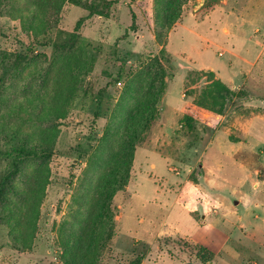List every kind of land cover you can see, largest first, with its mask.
Listing matches in <instances>:
<instances>
[{
  "label": "rangeland",
  "instance_id": "374dc122",
  "mask_svg": "<svg viewBox=\"0 0 264 264\" xmlns=\"http://www.w3.org/2000/svg\"><path fill=\"white\" fill-rule=\"evenodd\" d=\"M221 23L255 59L264 0H0V187L13 148L50 152L5 185L0 264H204L203 227L231 238L212 264H264V53L195 105Z\"/></svg>",
  "mask_w": 264,
  "mask_h": 264
},
{
  "label": "crops",
  "instance_id": "0c3cea01",
  "mask_svg": "<svg viewBox=\"0 0 264 264\" xmlns=\"http://www.w3.org/2000/svg\"><path fill=\"white\" fill-rule=\"evenodd\" d=\"M226 25L227 24H224V23L217 24L215 26L216 28L213 31L216 32L217 35L219 34V36L221 37L220 41H222L225 44V46L226 45L230 46V48L225 47L223 51L225 52V54L230 53L232 57H230L228 61L224 63L223 65H220L217 67H213V66H207L205 68L200 67V69L206 70V71H214L217 78L220 79L223 83H225L228 87H230L234 91V89L238 88L239 86V85H236L234 78L237 76L241 78V76H239L241 75L240 72L237 73L236 71L237 69L236 67H239L240 65H242L241 61L249 63V67L251 66L249 71H251L253 67L255 66L257 67L258 63L261 61L263 57L264 44L259 43L258 40L261 39L260 37L264 36V26L258 25L254 30L256 37H249L250 47L252 46L253 48H255V50L257 51V54L255 55V59L254 57H251V59H246L237 53V50L234 46L236 41L242 40L241 34L238 32L237 29H236V32L234 31V26L228 27ZM240 25L241 23L239 24V26ZM221 26L223 27L220 28ZM214 32L210 34L214 42L212 40H209V39L208 40L213 43H216L215 42L216 38L214 37L215 35L213 34ZM229 43H232V45H230ZM259 44L261 46H258ZM238 79H237V83H238ZM203 228L197 229V231L193 234L191 238L190 237H186V238H188L192 242L202 245L209 251L213 252L215 254V257H216V254H219V253H224V254L229 253V252H224V251L231 241L230 237H227L226 235L220 232L214 234L215 236H209L207 234H203ZM215 250L219 251V253H216ZM212 263L213 262L209 264H212ZM169 264H185V263H182L180 260H174V261H170Z\"/></svg>",
  "mask_w": 264,
  "mask_h": 264
},
{
  "label": "trees",
  "instance_id": "16d2710c",
  "mask_svg": "<svg viewBox=\"0 0 264 264\" xmlns=\"http://www.w3.org/2000/svg\"><path fill=\"white\" fill-rule=\"evenodd\" d=\"M206 76L211 80L210 87L207 88L205 91L202 92V95L200 98L195 100V105L199 108H202L204 110H207L209 112L215 113V114H222L224 112V108L226 106V103L230 100V97H232L234 94V91L229 88L225 83H223L221 80H215L214 79V73H206ZM158 92V91H157ZM156 97L152 99V103L148 105L145 111L139 112L138 117L142 119L143 123H145V118L151 115L152 110H154L156 105ZM98 108H102L101 99L100 97L97 99ZM151 110V112L148 114V111ZM193 112L196 114V112L193 110ZM187 122L191 125L193 120L197 119V116L191 115L188 116ZM11 154H15L17 159L14 163V170L13 172L6 177L4 180V183L0 187V200L3 196L5 185L9 182V179L16 174V172L19 170V166L26 160V159H32V158H48L50 155V152L45 149L41 148L39 150L38 148L32 149L29 148H13L11 151ZM260 172H264V169L262 167L258 168ZM200 253H201V259L204 264H209L213 262L215 259V254L205 247H200ZM203 255V256H202Z\"/></svg>",
  "mask_w": 264,
  "mask_h": 264
}]
</instances>
